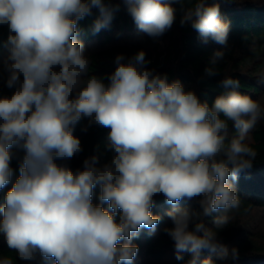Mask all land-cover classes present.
I'll return each instance as SVG.
<instances>
[{
    "label": "clouds",
    "instance_id": "clouds-1",
    "mask_svg": "<svg viewBox=\"0 0 264 264\" xmlns=\"http://www.w3.org/2000/svg\"><path fill=\"white\" fill-rule=\"evenodd\" d=\"M123 3L138 30L152 38L172 27L179 4L181 26L190 25L204 43H227L229 23L216 3ZM93 8L99 10L92 27L97 33L113 18L104 0H0V25L9 29L6 86L15 88L10 97H0V190L13 174L12 146L25 153L0 206V234L21 260L39 255L55 264H132L138 252L133 238L142 228L155 230L161 217L152 212L154 197L163 194L173 223L164 231L174 241L177 260L188 252L186 264H215L201 260L204 249L220 260L236 258L237 250L229 253L203 217L220 212L215 228L228 224L224 213L239 203L234 182L257 156L247 140L264 120V108L231 77L221 81L225 91L211 105L201 102L179 80L169 82L144 67L143 50L127 60L118 54L107 85L88 76L90 59L78 39V22ZM225 55L215 51L205 74L217 75ZM84 117L89 125L109 129L105 148L113 155L103 165L92 155L73 172L57 161L82 151L73 129ZM196 198L202 211L180 207ZM0 264L12 261L0 258Z\"/></svg>",
    "mask_w": 264,
    "mask_h": 264
},
{
    "label": "trees",
    "instance_id": "trees-1",
    "mask_svg": "<svg viewBox=\"0 0 264 264\" xmlns=\"http://www.w3.org/2000/svg\"><path fill=\"white\" fill-rule=\"evenodd\" d=\"M113 9L110 24L99 32L92 31L93 23L99 16L97 8L92 9L91 15L78 22V39L84 44V54L90 59L88 76L101 78L105 85L108 77L114 72L115 57L123 54L132 57L138 51L146 54V67L155 74L167 75L168 81L179 80L184 89L196 93L201 102L209 105L225 89L221 81L231 77L239 81V91L249 95L264 108V0H208L209 3L219 5L221 17L229 23V34L225 45L213 41L204 43L198 33L190 25L181 26L183 14L179 4L176 7V20L172 27L164 33L165 46L163 51L156 52V40L138 30L133 18L127 11L123 0H104ZM196 0H192L194 4ZM9 29L7 25H0V97H10L15 88H8L6 80L8 73L4 63L9 55L7 40ZM217 50H223L226 55L216 69L218 74L208 76L205 68L209 58ZM23 77L21 76V80ZM230 136L235 130L229 122ZM109 129L97 125H89L88 118H82L73 129V135L79 138L82 151L70 160L60 161L73 172L83 169V161L92 156H99V165L111 161L113 153L105 148ZM249 146L256 151L257 156L252 167L242 171L234 182L238 197V206L224 213L228 217V224L221 229L215 228L213 220L221 215L213 212L203 217L205 226L217 233V239L231 250L238 252L236 258L231 254L226 260H220L217 253L204 249L201 260L211 258L215 264H264V120L257 122L247 140ZM11 181L0 190V206L4 204L6 193L20 175V165L24 151L13 145ZM100 186L93 189V203H99ZM200 198L182 201L180 207L200 212ZM108 208L107 203L103 205ZM171 206L166 203L163 194L154 197L152 212L161 217L155 230L142 228L138 236H134L132 243L138 246V252L132 264H186L191 254L183 253V259L177 260L174 241L164 231L173 227L167 212ZM3 214L0 212V220ZM193 224L189 225L192 230ZM8 258L12 264H55L54 260H44L37 255L35 260H21L14 249H10L0 234V258Z\"/></svg>",
    "mask_w": 264,
    "mask_h": 264
},
{
    "label": "rangeland",
    "instance_id": "rangeland-1",
    "mask_svg": "<svg viewBox=\"0 0 264 264\" xmlns=\"http://www.w3.org/2000/svg\"><path fill=\"white\" fill-rule=\"evenodd\" d=\"M156 48H155V50H154V54L156 53V52H160L161 50L163 51V49H164V46L166 45L165 44V38H164V34L162 35V36H160V37H158L157 38V40H156Z\"/></svg>",
    "mask_w": 264,
    "mask_h": 264
}]
</instances>
